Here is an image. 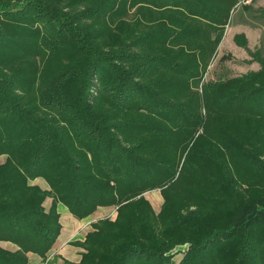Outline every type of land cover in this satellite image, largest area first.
I'll return each mask as SVG.
<instances>
[{
  "label": "trees",
  "instance_id": "obj_1",
  "mask_svg": "<svg viewBox=\"0 0 264 264\" xmlns=\"http://www.w3.org/2000/svg\"><path fill=\"white\" fill-rule=\"evenodd\" d=\"M238 2L0 0V264L46 256L58 203L116 208L76 264H264V59L202 81Z\"/></svg>",
  "mask_w": 264,
  "mask_h": 264
},
{
  "label": "rangeland",
  "instance_id": "obj_2",
  "mask_svg": "<svg viewBox=\"0 0 264 264\" xmlns=\"http://www.w3.org/2000/svg\"><path fill=\"white\" fill-rule=\"evenodd\" d=\"M239 0L231 14L230 22L225 27L220 43L213 53L207 69L203 75L204 83L209 81L225 80L237 76L245 75L249 72H256L260 69L257 61V53L264 59V22L258 19L260 9H264V0H251L249 4ZM243 5H250V9L243 8ZM242 34L246 38L245 47L239 46L234 36ZM200 90V86H199ZM5 156H0V163ZM160 196L158 190L144 193V197L151 203L155 212L159 211L162 198L159 201L156 196ZM112 210L111 213H113ZM187 245L177 246L170 253H175L178 249L186 250ZM180 254L172 260L177 261Z\"/></svg>",
  "mask_w": 264,
  "mask_h": 264
},
{
  "label": "crops",
  "instance_id": "obj_3",
  "mask_svg": "<svg viewBox=\"0 0 264 264\" xmlns=\"http://www.w3.org/2000/svg\"><path fill=\"white\" fill-rule=\"evenodd\" d=\"M30 183L38 185L43 190L48 189L47 183L42 178H36ZM51 203L52 198L47 197L43 203L46 211L49 209ZM56 209L59 213V221L61 224L59 235L45 257H41L34 253H28L27 264L78 263L81 258V253L84 250L80 246H76L74 242H82L85 235L92 230V224L97 220L107 217L114 219L116 215V208L113 206L98 207L92 214L83 219L74 218L68 209L61 203L57 204ZM112 210H114L113 213H111ZM0 247L10 251H15L17 249V247L10 242H0Z\"/></svg>",
  "mask_w": 264,
  "mask_h": 264
},
{
  "label": "built area",
  "instance_id": "obj_4",
  "mask_svg": "<svg viewBox=\"0 0 264 264\" xmlns=\"http://www.w3.org/2000/svg\"><path fill=\"white\" fill-rule=\"evenodd\" d=\"M251 0H243L242 3L249 4Z\"/></svg>",
  "mask_w": 264,
  "mask_h": 264
},
{
  "label": "bare ground",
  "instance_id": "obj_5",
  "mask_svg": "<svg viewBox=\"0 0 264 264\" xmlns=\"http://www.w3.org/2000/svg\"><path fill=\"white\" fill-rule=\"evenodd\" d=\"M157 197V199L160 201L161 200V198H160V196L158 195V196H156Z\"/></svg>",
  "mask_w": 264,
  "mask_h": 264
}]
</instances>
